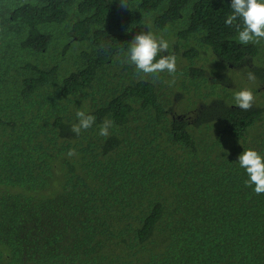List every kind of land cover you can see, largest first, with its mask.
<instances>
[{
  "label": "trees",
  "instance_id": "obj_1",
  "mask_svg": "<svg viewBox=\"0 0 264 264\" xmlns=\"http://www.w3.org/2000/svg\"><path fill=\"white\" fill-rule=\"evenodd\" d=\"M230 4L0 0V264H264V194L238 164L264 156V41L238 43ZM148 24L172 86L117 59ZM78 110L96 122L76 136Z\"/></svg>",
  "mask_w": 264,
  "mask_h": 264
},
{
  "label": "clouds",
  "instance_id": "obj_2",
  "mask_svg": "<svg viewBox=\"0 0 264 264\" xmlns=\"http://www.w3.org/2000/svg\"><path fill=\"white\" fill-rule=\"evenodd\" d=\"M125 8H129L127 3H121ZM231 14L225 19L227 26H234L237 31L238 43L242 45H258L264 41V0H231ZM151 25L145 26L146 31H141L130 41L127 52L121 50L117 57L121 64H130L135 68V73L140 79L151 77L153 82L159 78L163 72H167L173 77L169 86L175 84V73L177 71V56L169 52V42L162 36L158 37L150 30ZM159 57V58H158ZM247 80L255 83L257 77L255 73L245 66ZM255 95L250 88L234 92V104L243 111H250L255 103ZM78 119L70 127V131L79 136L82 130L90 129L96 122L94 115L88 114L84 110L76 112ZM114 121L104 119L100 125L99 135L109 136V129ZM76 149H71L67 155H76ZM238 164L246 171L249 179L245 185H254V192L257 195L264 194V156L257 150L249 148L238 156Z\"/></svg>",
  "mask_w": 264,
  "mask_h": 264
}]
</instances>
